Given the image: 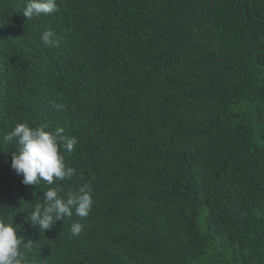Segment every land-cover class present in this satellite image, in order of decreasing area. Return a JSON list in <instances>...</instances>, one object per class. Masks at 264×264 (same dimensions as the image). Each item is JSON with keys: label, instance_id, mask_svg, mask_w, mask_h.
<instances>
[{"label": "trees", "instance_id": "obj_1", "mask_svg": "<svg viewBox=\"0 0 264 264\" xmlns=\"http://www.w3.org/2000/svg\"><path fill=\"white\" fill-rule=\"evenodd\" d=\"M25 4L0 0V220L27 264H264V0ZM19 123L76 137V175L23 184ZM89 183L86 217L28 221Z\"/></svg>", "mask_w": 264, "mask_h": 264}, {"label": "clouds", "instance_id": "obj_2", "mask_svg": "<svg viewBox=\"0 0 264 264\" xmlns=\"http://www.w3.org/2000/svg\"><path fill=\"white\" fill-rule=\"evenodd\" d=\"M57 11V0H26L23 15L28 19L49 15ZM55 33L45 30L41 40L45 45L56 44ZM53 107H59L54 105ZM3 142L16 144L17 150L11 152V168L22 176L25 185H37L41 181L52 185L54 181L64 180L76 175V169L65 164L61 150L71 153L78 143L77 138L64 134L63 128L46 130V127H31L27 123L17 124L3 136ZM92 185L84 184L78 191L69 192L62 197L60 188L49 187L43 192V204H35L28 221L39 226L40 231L49 230L57 221L72 217L75 213L86 217L93 205ZM83 229L80 223L71 225L73 235ZM26 244L17 236L13 223L0 220V264H27L22 248Z\"/></svg>", "mask_w": 264, "mask_h": 264}]
</instances>
